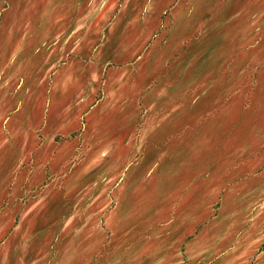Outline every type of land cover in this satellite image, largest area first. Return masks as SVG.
I'll list each match as a JSON object with an SVG mask.
<instances>
[{
	"label": "rangeland",
	"instance_id": "obj_1",
	"mask_svg": "<svg viewBox=\"0 0 264 264\" xmlns=\"http://www.w3.org/2000/svg\"><path fill=\"white\" fill-rule=\"evenodd\" d=\"M152 1L0 0V20L31 32L3 83L16 90L21 206L35 207L19 244L6 215L7 248L21 251L0 264H264V127L251 129V98L248 124L229 120L225 96L193 90L187 67L194 32L222 22L259 25L263 56L264 0L180 17ZM91 21L99 43L73 51ZM155 46L182 69L141 63Z\"/></svg>",
	"mask_w": 264,
	"mask_h": 264
},
{
	"label": "crops",
	"instance_id": "obj_2",
	"mask_svg": "<svg viewBox=\"0 0 264 264\" xmlns=\"http://www.w3.org/2000/svg\"><path fill=\"white\" fill-rule=\"evenodd\" d=\"M156 7L154 10H158L161 2L164 0H153ZM234 0H171L167 5L166 12L172 17L181 16L186 13L188 6L192 7V12L202 13L210 11V7L219 6L220 9L225 10ZM237 9H239V1H235ZM148 4L147 12L152 9V5ZM150 5V6H149ZM166 8V7H163ZM177 20V19H176ZM175 21V20H174ZM173 21V23H174ZM95 21L89 22L79 33V35L73 39L70 43L76 44L73 51L78 50V45H83L88 40L89 43H99V34L91 33ZM229 22H222L220 25L210 26L215 29H206L195 31L189 45V55L187 58V67L189 69L190 86H193V90H205L210 91L209 94L216 97L220 95L225 96L227 102V114L230 113L229 120L242 121V126H246L250 117H246L245 98H251L255 106V112L251 118L250 124L253 131H260L264 127V55H259V25H254L253 21H247L246 24L239 26L240 30L229 31L230 28L235 29L234 25H229ZM226 26V30H223ZM80 25H77L74 29H79ZM206 27V26H201ZM247 29H251L246 31ZM83 32V35L81 33ZM31 36V32L25 29V26H11L8 25L5 19L0 20V259L9 257L8 253L14 251L20 253L21 246L13 245L12 249L7 248V240L5 241L6 222L5 217L13 221L15 227L9 239H13L14 236L20 237L17 244L26 239V219L30 217L35 207L28 205L25 208L21 206V194H19L20 188V169H21V152L19 142V132H17L18 110L16 102V90L12 85L11 78L8 80V84L12 86V89H8L11 86L5 87V64L8 60V55H17L21 44ZM96 36V41L94 40ZM229 37H234L237 44L230 42ZM248 39L247 45L245 39ZM19 43L13 47V43ZM243 41V42H242ZM67 43L65 39H62L60 43ZM163 43V38L160 37L156 43V46H160ZM69 43V44H70ZM155 47L149 48L141 55L140 61L150 68H156L155 65H159V69H165L166 63L170 58L173 61L174 68L182 69L180 59H175L176 50L173 48L170 55L156 58L153 56ZM152 52V53H151ZM20 55V54H18ZM261 56V58H260ZM11 58V57H10ZM260 58V59H259ZM13 58L11 59V62ZM251 93L250 96L246 94ZM217 93H220L217 95ZM208 94V95H209ZM208 95L204 99L208 98ZM243 96V97H242ZM213 100V99H212ZM197 102L201 110L207 113L212 109L211 104ZM239 103L243 107V112L238 110ZM13 105V108L6 109V106ZM222 107V105H221ZM233 108L238 112L232 110ZM217 113V112H216ZM215 115L210 114L211 117ZM212 120V118H211ZM215 123V122H214ZM213 123V124H214ZM16 126V128H15ZM16 129V130H15ZM264 134V129L259 133ZM255 157H258L254 153ZM259 162V158L255 159ZM254 166V165H253ZM33 207V208H32ZM28 231V232H27ZM29 234V233H28ZM9 250V251H8Z\"/></svg>",
	"mask_w": 264,
	"mask_h": 264
}]
</instances>
